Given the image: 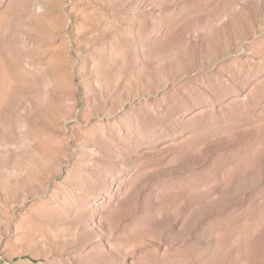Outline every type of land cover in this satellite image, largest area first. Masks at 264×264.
I'll return each instance as SVG.
<instances>
[{
    "label": "rangeland",
    "instance_id": "374dc122",
    "mask_svg": "<svg viewBox=\"0 0 264 264\" xmlns=\"http://www.w3.org/2000/svg\"><path fill=\"white\" fill-rule=\"evenodd\" d=\"M0 264H264V0H0Z\"/></svg>",
    "mask_w": 264,
    "mask_h": 264
}]
</instances>
